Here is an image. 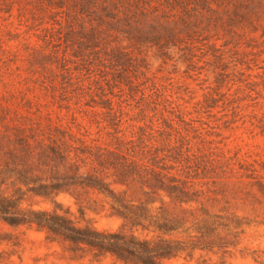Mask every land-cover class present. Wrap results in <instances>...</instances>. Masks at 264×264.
<instances>
[{
  "label": "rangeland",
  "instance_id": "1",
  "mask_svg": "<svg viewBox=\"0 0 264 264\" xmlns=\"http://www.w3.org/2000/svg\"><path fill=\"white\" fill-rule=\"evenodd\" d=\"M31 212L264 264V0H0V264H123Z\"/></svg>",
  "mask_w": 264,
  "mask_h": 264
},
{
  "label": "trees",
  "instance_id": "2",
  "mask_svg": "<svg viewBox=\"0 0 264 264\" xmlns=\"http://www.w3.org/2000/svg\"><path fill=\"white\" fill-rule=\"evenodd\" d=\"M17 222L60 234L77 246L82 245L89 251H96L97 256L114 257L123 264H159L162 259L175 258L178 253L170 242H165L162 247L150 246L135 239H126L118 232L76 228L62 217L42 212H31Z\"/></svg>",
  "mask_w": 264,
  "mask_h": 264
}]
</instances>
